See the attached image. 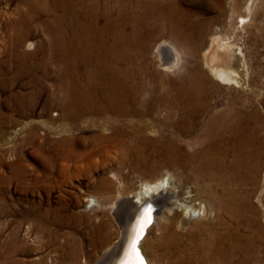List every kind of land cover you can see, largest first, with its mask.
Returning <instances> with one entry per match:
<instances>
[{"label":"rangeland","instance_id":"rangeland-1","mask_svg":"<svg viewBox=\"0 0 264 264\" xmlns=\"http://www.w3.org/2000/svg\"><path fill=\"white\" fill-rule=\"evenodd\" d=\"M48 2L0 0V264H96L120 234L115 213L119 193L130 195L141 181L161 177L175 183V196L174 191L169 192L172 199L187 205L206 203L212 212L207 219L189 221L182 228L183 211L168 212L156 205L159 223L166 222V227H152L147 241H154L159 232L165 242H172L175 234L189 241L195 224L206 228L214 222L212 216L224 187L215 176L216 168L203 170L200 159L181 164L183 153L191 152L194 140L200 137L201 124L189 136L176 134L165 123L163 114L168 108L156 103L158 119L151 130L127 131L128 137L144 136L153 142L140 139L107 145L95 135H112L119 132L117 128L71 125L58 106L54 87L53 17ZM174 2L185 12L176 23L187 37L169 36V27L152 19L154 33L148 42L154 47L167 39L183 50L184 59L180 68L160 70L161 75L177 80L192 74L195 63L187 54L195 44L204 92L209 96L202 122L213 111L231 106L245 114L254 136L263 142L259 170L253 169V159L245 157L238 168L241 179L234 186L251 205L245 212L250 240L246 251L236 252L230 264H264V0ZM212 36L234 44L243 53L247 72L243 87L242 81L222 84L204 68L201 54ZM165 80L161 86L167 87ZM166 140L175 142L177 150L165 152ZM213 150L218 161L237 158L232 144L215 143ZM164 154L172 160L167 161ZM237 224L234 226L240 231L241 222ZM148 245L147 255L154 264H180L181 260L197 264L190 258L194 255L184 258L179 251L175 260Z\"/></svg>","mask_w":264,"mask_h":264},{"label":"bare ground","instance_id":"bare-ground-1","mask_svg":"<svg viewBox=\"0 0 264 264\" xmlns=\"http://www.w3.org/2000/svg\"><path fill=\"white\" fill-rule=\"evenodd\" d=\"M49 2L47 6L53 17L54 87L58 106L71 125L100 130L117 128L119 132L112 135H95L98 142L107 145H123L129 140L139 142L140 139L153 142L144 136L140 139L128 137L127 131L151 130L158 119V112L154 108L156 103H162L168 108L163 114L165 123L176 134L189 136L191 130L201 124L202 133L194 140L193 150L183 153L181 164L200 159L203 170L216 168L215 176L224 187L220 189L217 210L212 216L215 220L207 223L206 228L200 223L195 224L196 229L189 241H182L175 234L172 242H165L162 240V232H159V236L150 242L149 239L147 241V236L152 227L159 224L166 227V222L159 223L154 211L153 223L146 229L139 244L146 262L154 264L145 248L149 244L148 246L160 249L161 256L170 255L175 260L181 251L179 255L184 258L194 255L190 258L197 264H230L236 252L246 251L247 241L250 240L245 212L251 205L249 199L242 196L234 186L235 180L241 177L238 176V168L245 159H253V169L259 170L263 142L259 140L260 137L257 139L254 136L245 114L231 106L225 110L213 111L202 122L204 109L209 105V96L204 92V73L196 62L195 44L187 54V58L193 59L192 64L195 63L192 74L177 80L165 78V73L161 75L160 70L172 72L180 68L184 52L167 39L150 47L148 39L154 33L151 21L155 19L157 22H164L169 27V36L185 38L187 33L178 28V19L182 20L185 12L177 7L174 0ZM245 10H250L248 4ZM201 60L204 68L220 83L239 85L242 81L241 86L245 83L247 72L243 53L234 44L223 41L219 36L210 38L201 54ZM163 79H168L167 87L161 86L164 84ZM160 87L162 91L158 90ZM161 114L162 112L159 115ZM164 142L165 152L177 150L175 142ZM215 143L232 144L237 158L230 162L218 161L213 150ZM72 153L69 154L72 156ZM103 153L105 155L106 150ZM164 157L167 161L172 160L166 154ZM175 187L169 177H161L141 181L130 195L122 196L119 193L115 201V213L120 234L106 248L102 259L96 264H126L128 260L135 259L130 256V243L136 225L143 216L142 209L148 204L159 205L168 212L183 211L184 218L179 224L182 228L189 221L195 223L196 219H207L210 216L212 211L206 203L187 205L172 199L169 192L174 191V197ZM240 222L239 231L234 224ZM177 246L179 250L176 249ZM180 264L189 262L181 260Z\"/></svg>","mask_w":264,"mask_h":264},{"label":"snow or ice","instance_id":"snow-or-ice-1","mask_svg":"<svg viewBox=\"0 0 264 264\" xmlns=\"http://www.w3.org/2000/svg\"><path fill=\"white\" fill-rule=\"evenodd\" d=\"M151 208H145L143 210V216L138 221V227L136 229V234L134 239L131 241L130 245V256H134L135 259L128 260L126 264H144L142 257L140 256L138 250H137V244L139 240L142 238L143 230L151 222Z\"/></svg>","mask_w":264,"mask_h":264},{"label":"water","instance_id":"water-1","mask_svg":"<svg viewBox=\"0 0 264 264\" xmlns=\"http://www.w3.org/2000/svg\"><path fill=\"white\" fill-rule=\"evenodd\" d=\"M148 207H150L151 210H152V211H151V222H150L149 224H147V226L144 228L142 238L139 240V242H138V244H137V250H138L140 256L142 257L144 264H148V263L146 262V259H145L144 255H143V254L141 253V251H140L139 244H140V241L143 239L144 235L146 234V229H147V228L151 225V223L153 222V213H154V211H155V206H154V205H151V204H148L146 207H143L142 210H144L145 208H148ZM137 227H138V223H137L135 229H137ZM135 234H136V231H135L134 236H133L132 239H134ZM131 241H132V240H131ZM130 245H131V243H130Z\"/></svg>","mask_w":264,"mask_h":264}]
</instances>
